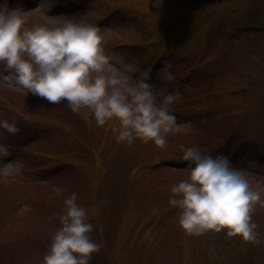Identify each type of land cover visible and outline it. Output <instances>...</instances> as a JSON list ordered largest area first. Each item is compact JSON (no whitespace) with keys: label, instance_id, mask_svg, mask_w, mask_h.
I'll return each mask as SVG.
<instances>
[{"label":"rangeland","instance_id":"1","mask_svg":"<svg viewBox=\"0 0 264 264\" xmlns=\"http://www.w3.org/2000/svg\"><path fill=\"white\" fill-rule=\"evenodd\" d=\"M221 3L0 0V8L26 13L27 28L96 24L107 36L106 52L141 72L150 68L146 82L165 95L180 92L170 110L177 123L193 125L169 134L164 149L118 143L115 122L98 127L88 110L74 113L66 100L57 105L14 90L0 63V120L20 130L0 127V264H42L60 227L49 218L62 214L73 193L89 210L99 205L89 222L101 247L89 264H243L232 248L239 242L246 264H264V208L252 215L261 241L253 245L227 238L226 230L186 236L179 209L168 203L171 187L188 178L181 158L189 147L214 158L233 155L231 166L264 188V0ZM166 62L171 80L161 73Z\"/></svg>","mask_w":264,"mask_h":264},{"label":"clouds","instance_id":"2","mask_svg":"<svg viewBox=\"0 0 264 264\" xmlns=\"http://www.w3.org/2000/svg\"><path fill=\"white\" fill-rule=\"evenodd\" d=\"M27 22L19 9L0 8V63L9 73L3 77L7 86L52 104L66 100L74 113L88 110L98 127L115 122L117 142L129 146L140 140L164 149L169 134L192 130L190 121L177 123L170 110L182 99L180 92L165 95L146 82L150 68L141 72L119 53L106 52L107 36L96 24L64 20L27 28ZM171 68L166 62L161 72L167 80L173 79ZM0 127L12 135L20 131L14 121L0 120ZM181 159L188 162V178L171 187L168 203L179 209L184 234L199 237L226 230L229 239L260 244L252 215L257 206L264 208V188L253 187L225 155L214 158L189 147ZM98 207L81 206L75 193L64 199L62 214L49 218L58 220L60 227L42 264H89L101 247L90 235L94 226L89 222V211L95 215Z\"/></svg>","mask_w":264,"mask_h":264},{"label":"trees","instance_id":"3","mask_svg":"<svg viewBox=\"0 0 264 264\" xmlns=\"http://www.w3.org/2000/svg\"><path fill=\"white\" fill-rule=\"evenodd\" d=\"M203 1H207V4H210V3H212V4H223V3H221V0L219 1V0H203ZM237 0H230V2L231 3H234V2H236ZM200 3V2H199ZM201 4V3H200ZM261 156H260V160H262L263 159V155L262 154H260ZM259 160V161H260ZM253 185V184H252ZM239 245H241L242 246V243L240 244V242H239ZM238 245V246H239ZM238 246L236 247V246H233V244H232V248L234 247L235 248V252L236 253H238L239 255H240V259H241V261L240 262H242L243 264H246V260H245V258L242 256V254H243V250H242V248H238ZM250 261V260H249Z\"/></svg>","mask_w":264,"mask_h":264}]
</instances>
